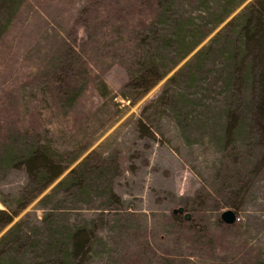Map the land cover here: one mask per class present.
I'll return each instance as SVG.
<instances>
[{
	"label": "rangeland",
	"instance_id": "374dc122",
	"mask_svg": "<svg viewBox=\"0 0 264 264\" xmlns=\"http://www.w3.org/2000/svg\"><path fill=\"white\" fill-rule=\"evenodd\" d=\"M251 2L23 0L0 34V139L31 125L62 170L42 187L1 155L0 195L26 203L38 264H63L76 229L70 264H264L259 66L226 63Z\"/></svg>",
	"mask_w": 264,
	"mask_h": 264
},
{
	"label": "trees",
	"instance_id": "16d2710c",
	"mask_svg": "<svg viewBox=\"0 0 264 264\" xmlns=\"http://www.w3.org/2000/svg\"><path fill=\"white\" fill-rule=\"evenodd\" d=\"M23 0H0V34H2L11 22L14 14L22 4ZM158 0H153V7H157V12L162 10L159 9L160 0L158 6L156 5ZM257 7L252 2L244 7V10L240 12L239 17H243L240 25V33L243 38L241 45L239 46V52H232L227 57L226 63L231 67L236 64L239 60V56L245 54V52L251 51L254 55V67L259 66L257 73L258 83V98L255 106V118L258 124V137L261 141L264 140V0H256ZM254 2V3H256ZM198 51L197 55L203 50ZM144 66V67H143ZM142 64V74H152L155 72V68ZM152 70H154L152 72ZM178 72H175L170 78L173 79ZM162 75H159L156 79H160ZM140 78V77H138ZM137 78V79H138ZM142 78V77H141ZM72 91V90H71ZM143 92V91H142ZM72 94L69 92L68 94ZM74 95L68 96V100L72 99ZM72 97V98H71ZM234 116L230 117L234 118ZM232 120V119H231ZM21 127L15 130V133H21L24 139H30V143L27 141L18 143L16 139H10L4 136L0 139V156L3 155L2 160L4 161H15L17 168H23L25 172L32 177H39L40 181H43L42 187H45L49 182L56 178L62 168H60V160L62 155L56 150L48 141H39L37 137L38 131L34 127ZM229 127V126H228ZM230 129V128H229ZM4 146V147H3ZM12 197L7 195L3 197L0 195V203L4 206V209H0V229L9 226L4 233L0 235V264H38L35 261V257L28 254V243L30 237L28 233L22 231L20 223L21 220L14 221V218L19 212L25 207V202L17 197L20 201L18 206L13 205L7 200ZM16 197L13 200H17ZM174 216L179 218L181 215L177 210L173 211ZM35 226V225H34ZM68 237L70 238V252L62 254L64 257V263L67 264V257L76 253H84V246L87 240V235L81 229H76L75 232H69ZM37 246V244H36ZM26 249V250H25ZM67 262V263H66ZM70 264V263H69Z\"/></svg>",
	"mask_w": 264,
	"mask_h": 264
},
{
	"label": "water",
	"instance_id": "95a60500",
	"mask_svg": "<svg viewBox=\"0 0 264 264\" xmlns=\"http://www.w3.org/2000/svg\"><path fill=\"white\" fill-rule=\"evenodd\" d=\"M177 211L179 212V213H181V209L179 208V209H177ZM186 219H188V215L186 214L185 216H184ZM220 218H221V220L223 221V222H225L226 224H231V223H233L234 222V220H235V214H234V212L232 211V210H225V211H223L222 213H221V215H220Z\"/></svg>",
	"mask_w": 264,
	"mask_h": 264
}]
</instances>
